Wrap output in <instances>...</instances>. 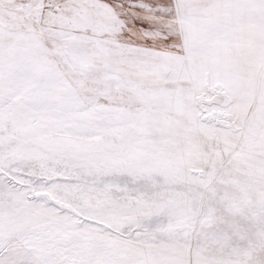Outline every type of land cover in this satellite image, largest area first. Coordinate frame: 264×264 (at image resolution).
Returning a JSON list of instances; mask_svg holds the SVG:
<instances>
[{"label": "snow or ice", "instance_id": "obj_1", "mask_svg": "<svg viewBox=\"0 0 264 264\" xmlns=\"http://www.w3.org/2000/svg\"><path fill=\"white\" fill-rule=\"evenodd\" d=\"M0 264H264V0H0Z\"/></svg>", "mask_w": 264, "mask_h": 264}]
</instances>
